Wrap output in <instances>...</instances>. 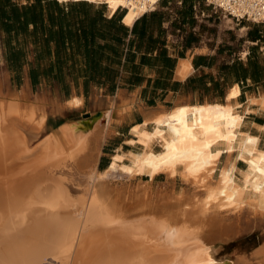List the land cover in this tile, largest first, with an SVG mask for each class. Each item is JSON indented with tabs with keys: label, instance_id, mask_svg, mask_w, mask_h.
I'll return each instance as SVG.
<instances>
[{
	"label": "bare ground",
	"instance_id": "1",
	"mask_svg": "<svg viewBox=\"0 0 264 264\" xmlns=\"http://www.w3.org/2000/svg\"><path fill=\"white\" fill-rule=\"evenodd\" d=\"M87 1H104L112 12L126 7L128 24L144 11L128 0ZM189 69L183 61L178 74L186 77ZM238 94L233 85L226 103H182L143 112V124L131 127L129 140L139 143L142 152L115 155L110 170L124 157L133 163L124 170L134 175H174L181 169L192 183L206 187L205 212L209 205L217 209L241 203L249 190L255 199L249 204L264 214V149L257 147V137L240 129L243 117L230 103ZM11 97L0 101V264H243L214 256L211 245L227 234L206 213L153 206L133 196L124 199L119 191L107 195L98 186L84 197L68 193L58 177L66 168L95 178L107 175L96 168L100 145L115 123L130 115L129 107L104 111L87 131L82 122L65 124L30 149L28 137L35 139L43 130L47 110L43 104L24 103V95ZM80 104L74 97L68 105ZM149 124H154L151 131ZM154 143L161 144L162 153ZM224 152L227 161L235 154L246 163L241 183L235 182L228 162L212 180ZM255 255L264 258V245Z\"/></svg>",
	"mask_w": 264,
	"mask_h": 264
},
{
	"label": "crops",
	"instance_id": "2",
	"mask_svg": "<svg viewBox=\"0 0 264 264\" xmlns=\"http://www.w3.org/2000/svg\"><path fill=\"white\" fill-rule=\"evenodd\" d=\"M199 1L160 0L128 24L127 9L112 12L104 1L0 0L8 91L24 95V103L43 104L45 126L71 111L87 131L105 110L129 107L119 124L131 133L145 119L142 110L226 103L237 85L230 103L243 117L240 129L264 149V24L228 16L218 21L197 9ZM183 61L190 65L186 77L178 74ZM74 97L81 104L71 108Z\"/></svg>",
	"mask_w": 264,
	"mask_h": 264
},
{
	"label": "rangeland",
	"instance_id": "3",
	"mask_svg": "<svg viewBox=\"0 0 264 264\" xmlns=\"http://www.w3.org/2000/svg\"><path fill=\"white\" fill-rule=\"evenodd\" d=\"M204 8L208 9L212 16H216L218 21H226L230 18H228L222 11L215 10L208 6L204 0H200L197 3V9ZM5 68L6 67L4 66V62L0 55V101H5L8 98L13 99L14 97H11V94L21 96L16 90H13L15 92L8 91L9 80L7 77H3V74L6 73ZM11 81L13 87L14 84L18 85L16 78H11ZM29 97L30 100H33V95H29ZM178 104L182 103L176 102L173 107L167 110H171ZM115 109L119 110L121 107ZM110 110L111 109L105 110V112ZM160 110L162 109L142 111L154 112ZM47 113L49 112L47 111ZM133 113L136 115L138 112L134 111ZM72 122H82L83 126L85 124L80 118V115L75 117L72 115L71 111H67L63 115L57 117H50L47 125L42 131H40L35 139H31V136L28 137L30 149L34 148L36 144L39 143L38 141L51 134L53 131L61 130L65 124H71ZM113 128L114 132L105 140L104 154L100 159L98 168L96 167L101 173L108 171L106 176L103 178L90 177L87 173L72 168H66L61 174H58L64 187L69 190L68 193L72 192V195L70 194L71 197H84L89 194L87 189H92L94 186H98V188H105L104 190L107 189V195L119 191L118 193L121 195L124 194V197L122 196L124 199H129L133 196L147 200L150 205L153 206L174 205L179 209H186L192 214L202 215V212L203 214L206 213L208 216L212 218L214 217L216 223H219L220 226L224 227L222 232L224 231V234H227L223 236L221 242L218 240L219 242L215 241L211 245L214 250L213 254L217 259L220 261H237L243 264L263 263L264 258L256 256L255 252L264 245V214L260 215L257 213V211L259 212L260 207L249 204V202H252L251 200L255 201L254 197L251 195V191L249 192L248 190L245 192L241 203L237 202L238 204L235 203L233 206H219L217 209H214L209 205L207 206L208 210L205 212L201 207L203 203L202 201H204L203 199L205 198L204 191L206 192V187L200 186L201 184H198L200 186L198 187L197 184L192 183L184 174L180 173L181 169H178V173L176 172L174 175H169L166 172H159L154 177L149 176L150 174L148 175L147 173H137V175H134L124 170L126 166H132L133 164L130 159L124 157L121 162L116 163L114 169L110 170L109 166L115 155H125L130 152L140 154L143 150V147L139 143L131 144L129 142V140L133 138V135L131 134L132 132L130 133L127 131L124 124L120 126L119 122H117ZM147 128L149 131L153 130L154 124H149ZM153 148L162 153L163 149L161 144L154 143ZM226 162H228L229 168L234 167L235 169V182L237 184L241 183L242 173L246 169V163L242 159L237 158L235 154H233L230 157V160L227 161L226 152L222 154L218 166L214 171L212 180H217L219 177V171L221 170L220 168H222ZM235 205L236 207H234Z\"/></svg>",
	"mask_w": 264,
	"mask_h": 264
},
{
	"label": "built area",
	"instance_id": "4",
	"mask_svg": "<svg viewBox=\"0 0 264 264\" xmlns=\"http://www.w3.org/2000/svg\"><path fill=\"white\" fill-rule=\"evenodd\" d=\"M144 7V12L155 8L160 0H128ZM216 10L222 11L235 21L242 19L264 24V0H204ZM123 7V6H120ZM127 9L126 7H123Z\"/></svg>",
	"mask_w": 264,
	"mask_h": 264
},
{
	"label": "water",
	"instance_id": "5",
	"mask_svg": "<svg viewBox=\"0 0 264 264\" xmlns=\"http://www.w3.org/2000/svg\"><path fill=\"white\" fill-rule=\"evenodd\" d=\"M86 116V115H85ZM84 131H86L84 128H83Z\"/></svg>",
	"mask_w": 264,
	"mask_h": 264
},
{
	"label": "trees",
	"instance_id": "6",
	"mask_svg": "<svg viewBox=\"0 0 264 264\" xmlns=\"http://www.w3.org/2000/svg\"><path fill=\"white\" fill-rule=\"evenodd\" d=\"M203 103H207V102H203Z\"/></svg>",
	"mask_w": 264,
	"mask_h": 264
}]
</instances>
